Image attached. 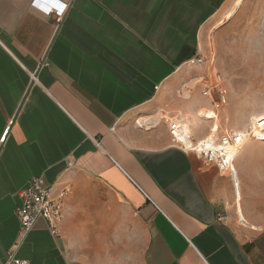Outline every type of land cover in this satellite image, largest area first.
Returning <instances> with one entry per match:
<instances>
[{"label":"crops","instance_id":"1","mask_svg":"<svg viewBox=\"0 0 264 264\" xmlns=\"http://www.w3.org/2000/svg\"><path fill=\"white\" fill-rule=\"evenodd\" d=\"M237 1L0 0V139L12 123L0 264L9 252L31 264H264L263 219L244 197L239 212L238 186L178 149L165 122L211 134L196 86L206 71L189 62L207 58L209 29ZM33 178L66 191L64 220L58 236L38 221L21 243L16 208Z\"/></svg>","mask_w":264,"mask_h":264},{"label":"rangeland","instance_id":"2","mask_svg":"<svg viewBox=\"0 0 264 264\" xmlns=\"http://www.w3.org/2000/svg\"><path fill=\"white\" fill-rule=\"evenodd\" d=\"M239 1L233 4L237 13H221L206 36L207 58L215 60L228 91V102L214 122L222 132L245 131L264 118V0ZM202 109L201 122H211L206 108ZM242 152L243 157L239 156ZM235 163L247 186L242 195L238 181L237 201L241 204L236 207L243 211L244 197L251 214L264 223V142L246 144Z\"/></svg>","mask_w":264,"mask_h":264},{"label":"built area","instance_id":"3","mask_svg":"<svg viewBox=\"0 0 264 264\" xmlns=\"http://www.w3.org/2000/svg\"><path fill=\"white\" fill-rule=\"evenodd\" d=\"M37 6L39 2L36 3ZM52 7H41L48 15H56L61 21L65 9L51 4ZM191 66L204 67L206 74L197 77L196 86L202 89V96L212 101L208 112L211 114L209 120H217L218 112L228 102V91L224 77L218 71L215 60L198 55L189 62ZM168 124L170 136L175 146L184 153H193L206 165L215 166L222 175L228 176L235 187L238 186V177L235 170V160L238 152L248 142H264V118L258 119L250 124L244 132L219 133L218 126L214 125L211 134L200 141H195L182 118H165ZM12 123L6 128L0 139L4 144ZM66 191L60 192L57 196L52 195V190L45 185L42 178H33L29 186L20 194V203L16 208V215L19 219L20 230L19 240L22 243L33 231L38 221L43 220L50 233L58 236L59 228L64 220V201ZM219 221H225V216H220ZM5 264H31L28 260L19 259L14 252H9Z\"/></svg>","mask_w":264,"mask_h":264},{"label":"bare ground","instance_id":"4","mask_svg":"<svg viewBox=\"0 0 264 264\" xmlns=\"http://www.w3.org/2000/svg\"><path fill=\"white\" fill-rule=\"evenodd\" d=\"M204 110H205V109H204ZM206 110H207V113H208L209 110H208V109H206ZM210 116H211V114L208 115V118H212V117H210ZM261 119H263V118H261ZM213 128H214V127H213ZM217 129H218V128H217ZM244 147H245V146H244ZM244 147H242V149H243ZM242 149H241V150H242ZM241 150H240V151H241ZM240 151H239V152H240ZM239 152H238V153H239Z\"/></svg>","mask_w":264,"mask_h":264}]
</instances>
